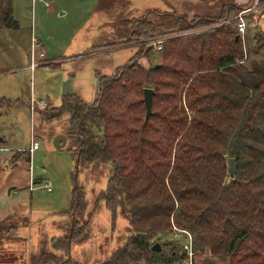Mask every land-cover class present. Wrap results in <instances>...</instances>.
<instances>
[{"label":"trees","instance_id":"obj_1","mask_svg":"<svg viewBox=\"0 0 264 264\" xmlns=\"http://www.w3.org/2000/svg\"><path fill=\"white\" fill-rule=\"evenodd\" d=\"M13 6L14 0H0V29L18 27ZM245 6L226 0L225 14L190 24L182 15L157 23L150 10L125 25L120 15L118 40L109 45L139 42V51L113 74H98L93 101L70 92L60 105L40 111L44 121L64 120L77 167H109L94 211L101 201L113 215L121 209L131 231L104 264H183L187 252L179 242L152 249L154 237L178 230L192 234L203 264L212 258L264 264V59L240 60L233 18ZM159 41L157 61L153 43ZM145 88L154 89L149 117ZM22 152L31 159L30 150ZM230 158L237 163L233 176ZM77 196L74 188L69 212L78 208ZM88 224L54 238L53 249L68 251L83 241ZM72 262L42 250L28 264H79Z\"/></svg>","mask_w":264,"mask_h":264},{"label":"rangeland","instance_id":"obj_2","mask_svg":"<svg viewBox=\"0 0 264 264\" xmlns=\"http://www.w3.org/2000/svg\"><path fill=\"white\" fill-rule=\"evenodd\" d=\"M225 2L14 0L13 11L19 25L0 29V99L13 101L12 105L0 102V264L35 263L42 250L56 251L79 264H104L109 263L114 249L126 244L131 228L121 209L113 215L101 201L94 211L98 193L107 186L109 167H77L70 140L62 148L54 143L64 133V120L44 121L40 111L60 105L69 90L92 100L98 74H113L139 51V42L109 45L118 40V24L126 25L132 16L139 17L150 10L157 23H168L178 15L189 24L199 18L213 20L225 14ZM241 13L245 15L247 34L240 35L244 51L240 60L247 64L264 59V2L250 0L237 15ZM158 51L154 55L160 61ZM145 59L141 61L145 63ZM33 62L37 64L35 68H31ZM33 138L39 146L27 160L22 151L29 150ZM46 183L52 185L51 190ZM74 188L80 203L69 212ZM87 222L89 236L83 241L72 242L68 251L53 249L54 238L73 226L83 228ZM189 238L187 232L178 230L154 237L153 245L158 243L164 251L179 242L185 249ZM204 256L194 253L193 264H203ZM212 260L211 264H229L227 260ZM136 262L147 264L144 260Z\"/></svg>","mask_w":264,"mask_h":264},{"label":"built area","instance_id":"obj_3","mask_svg":"<svg viewBox=\"0 0 264 264\" xmlns=\"http://www.w3.org/2000/svg\"><path fill=\"white\" fill-rule=\"evenodd\" d=\"M249 10H251V8H249ZM246 11V10H245ZM244 11V12H245ZM236 21H237V27L239 30V34L242 35V37H244V35H246V30H247V23L245 21V15H243V13L237 15L235 17ZM154 42V49L158 50L161 48V43L159 41V43ZM41 56L44 55L43 53H40ZM37 66V64L35 62H33L31 64V68H35ZM34 103L32 104V106H34L35 101H33ZM39 146V142L33 138L32 140V144L31 147L29 148V150L32 152L33 150L37 149ZM46 187L48 190L52 189V185L50 183H46ZM187 232L190 235V238L184 243V248L187 252V256L183 261V264H193V255H194V251H193V246H192V234L189 231H184Z\"/></svg>","mask_w":264,"mask_h":264},{"label":"water","instance_id":"obj_4","mask_svg":"<svg viewBox=\"0 0 264 264\" xmlns=\"http://www.w3.org/2000/svg\"><path fill=\"white\" fill-rule=\"evenodd\" d=\"M237 39L239 38L238 36L236 37ZM153 95H154V89L153 88H145L144 90V102L146 105V116L149 117L152 113L153 109ZM68 137L65 133L60 134L56 137L54 143L57 148H62L67 144ZM229 167H230V174L233 176L235 172L237 171V163L235 158H230L229 159ZM24 218L23 220H25ZM152 249L154 250H160L161 246L157 243L152 246Z\"/></svg>","mask_w":264,"mask_h":264},{"label":"crops","instance_id":"obj_5","mask_svg":"<svg viewBox=\"0 0 264 264\" xmlns=\"http://www.w3.org/2000/svg\"><path fill=\"white\" fill-rule=\"evenodd\" d=\"M235 1V3H237V4H239V5H242V4H247V2H249L250 0H234ZM136 5V4H135ZM134 5V6H135ZM133 6V8H132V10H134L135 9V7ZM136 6H138V5H136ZM131 9V8H130ZM131 10V11H132ZM133 15V14H132ZM32 64V63H31ZM96 85V87H95V92H94V97L92 98V100H87L88 102H91V101H93L94 99H95V97H96V90H97V84H95ZM70 92H72L71 90H69V92H67V93H70ZM75 92V91H74ZM77 93V92H76ZM64 94H66V93H64ZM63 94V95H64ZM81 95V94H80ZM52 106H54V105H52ZM1 149L3 148V147H0ZM31 187V186H30Z\"/></svg>","mask_w":264,"mask_h":264}]
</instances>
